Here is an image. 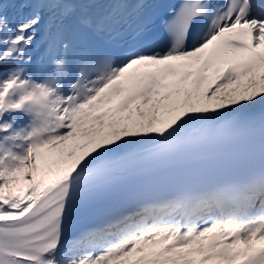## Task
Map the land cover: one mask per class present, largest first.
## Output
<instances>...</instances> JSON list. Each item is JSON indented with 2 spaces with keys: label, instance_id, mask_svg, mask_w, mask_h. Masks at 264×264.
Here are the masks:
<instances>
[{
  "label": "snow or ice",
  "instance_id": "obj_1",
  "mask_svg": "<svg viewBox=\"0 0 264 264\" xmlns=\"http://www.w3.org/2000/svg\"><path fill=\"white\" fill-rule=\"evenodd\" d=\"M0 264H264V0H0Z\"/></svg>",
  "mask_w": 264,
  "mask_h": 264
},
{
  "label": "bare ground",
  "instance_id": "obj_2",
  "mask_svg": "<svg viewBox=\"0 0 264 264\" xmlns=\"http://www.w3.org/2000/svg\"><path fill=\"white\" fill-rule=\"evenodd\" d=\"M209 79L212 80V79H214V77H210Z\"/></svg>",
  "mask_w": 264,
  "mask_h": 264
}]
</instances>
